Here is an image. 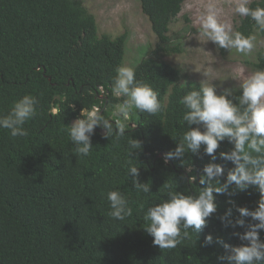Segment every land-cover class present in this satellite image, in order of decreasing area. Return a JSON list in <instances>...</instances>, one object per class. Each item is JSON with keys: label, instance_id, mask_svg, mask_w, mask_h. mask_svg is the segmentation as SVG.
<instances>
[{"label": "trees", "instance_id": "1", "mask_svg": "<svg viewBox=\"0 0 264 264\" xmlns=\"http://www.w3.org/2000/svg\"><path fill=\"white\" fill-rule=\"evenodd\" d=\"M185 1L140 0L158 40L135 65L136 79L152 86L162 108L153 115L131 107L125 117L114 112L129 97L113 91V77L124 65L128 31L100 32L81 0H0V116L25 94L38 100L37 114L23 125L26 137L13 138L0 128V264H224L217 260L225 249L216 238L241 243L233 232L243 229L226 227L221 217L229 208L233 220L237 207L254 208L259 199L254 189L231 196L214 193L217 211L199 233L189 229V238L174 249L154 246L144 230L148 208L173 193L198 195L205 165L224 166L221 183L233 167L220 156L233 149L227 139L215 160L202 145L196 154L186 150L165 162V154L175 151L189 130L179 100L202 85L186 82L182 69L166 60L181 51L172 45L170 30ZM250 6L264 7V0ZM235 31L264 34L248 17L240 18ZM255 64L264 70V47ZM230 93L228 99L238 105L241 87ZM93 106L111 132L101 121L89 155L77 156L67 128L82 118V109ZM134 179L148 184L149 192H138ZM112 190H119L133 210L123 221L108 215ZM209 234L214 243L201 247ZM260 235L264 239V231Z\"/></svg>", "mask_w": 264, "mask_h": 264}, {"label": "clouds", "instance_id": "2", "mask_svg": "<svg viewBox=\"0 0 264 264\" xmlns=\"http://www.w3.org/2000/svg\"><path fill=\"white\" fill-rule=\"evenodd\" d=\"M219 11L214 3L209 5L207 14L200 17L201 35L220 48H234L244 54L250 52L254 47L253 37L234 32L231 25L219 22ZM235 12L241 17L251 18L264 31V7L253 8L250 0H236ZM240 87L242 95L238 105L228 99L231 94L229 91L217 95L215 88L209 84H202L199 89L193 87L180 98L179 103L185 109L182 120L189 125V130L184 132L175 151L165 154V162L182 157L186 150L196 154L202 145L204 152L215 160L219 144L227 139L233 149L220 153V156L231 162L233 167L221 183L219 178L224 175V166L209 163L200 175L199 183L204 187L198 195L173 193L170 199L148 208L144 213V230L153 237L154 246L174 249L189 238V229L199 233L206 226L207 218L217 211L214 193L231 196L237 191L254 189L259 196L254 208L237 207L239 215L234 220L231 219L232 209L229 208L221 217L226 227L243 231L233 232L241 242L238 245L216 238L215 243L225 249L217 260L224 264H264V239L260 235L264 231V70L252 72ZM113 91L129 97L120 109L125 117L131 107L153 115L162 108L158 93L150 84L137 80L135 69L131 66L115 69ZM37 104L36 97L25 94L14 102L7 115L0 116V128L9 130L13 138L26 137L28 130L23 125L37 114ZM80 115L82 118L76 119L67 131L70 140L76 145L74 153L86 157L92 149L91 136L95 127L103 121V127L110 134L112 126L100 115L98 106L82 109ZM119 132L123 134V125L119 127ZM132 146L139 148L140 143L133 141ZM129 171L134 177L138 176L135 166L130 167ZM191 179L195 180V176ZM133 183L138 192H149L148 184H141L135 179ZM107 200L110 217L123 221L132 215L129 200L119 190L109 191ZM213 243V236L209 234L205 236L201 247H210Z\"/></svg>", "mask_w": 264, "mask_h": 264}, {"label": "rangeland", "instance_id": "3", "mask_svg": "<svg viewBox=\"0 0 264 264\" xmlns=\"http://www.w3.org/2000/svg\"><path fill=\"white\" fill-rule=\"evenodd\" d=\"M81 1L95 16L100 32L116 36L128 31L123 66L134 68L157 44V36L142 11L140 0ZM213 3L220 10L219 22L231 25L234 31L241 18L235 12L236 0H186L170 30L172 45H179L181 51L173 52L166 60L182 69L186 82L209 84L217 95H223L240 88L252 72L263 70L255 62L257 51L264 47V34L256 31L252 35L254 47L247 54L234 48H220L201 35L200 17L207 14ZM123 106L119 104L114 113H120Z\"/></svg>", "mask_w": 264, "mask_h": 264}]
</instances>
